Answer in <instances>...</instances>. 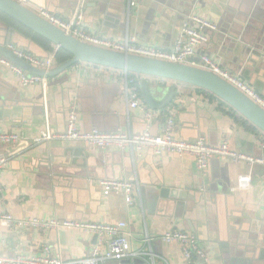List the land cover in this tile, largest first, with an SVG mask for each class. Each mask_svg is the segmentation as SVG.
<instances>
[{
	"label": "crops",
	"instance_id": "obj_1",
	"mask_svg": "<svg viewBox=\"0 0 264 264\" xmlns=\"http://www.w3.org/2000/svg\"><path fill=\"white\" fill-rule=\"evenodd\" d=\"M105 1L85 0L80 6L81 0H26L25 6L63 19L80 12L84 29L93 35L116 41L133 38L142 47L164 51L172 49L188 13L205 18L216 23L217 31L197 54H206L264 98V0H132L131 7L129 0ZM5 22L0 19V44L44 61L50 58L51 68L58 65L56 46ZM145 80L152 92L163 93L170 86L160 79ZM72 110L77 111V127L85 132L156 136L163 126V111H154L147 121L139 108H126L122 71L78 63L56 78L23 86L0 65V133L20 137L16 143L0 144V156L9 159L0 170V214L9 213L15 221L124 222L131 251L141 255L109 264H264L263 166L251 170L246 163L214 157L200 170L194 157L169 151L155 154L144 148L134 153L58 141L33 144L46 126L63 132ZM170 110L176 140L202 138L211 146L227 141L233 152L264 159L263 133L218 98L181 87ZM248 172L251 183L240 184ZM106 179L130 182L131 203L122 191L103 189L99 181ZM174 229L192 235L204 258L194 255L186 261L178 244L162 241ZM145 236L151 239L152 257ZM95 243L94 235L73 228L0 225V249L6 258L40 255L46 247L52 256L76 260L86 257ZM100 248L104 252L106 247Z\"/></svg>",
	"mask_w": 264,
	"mask_h": 264
},
{
	"label": "built area",
	"instance_id": "obj_2",
	"mask_svg": "<svg viewBox=\"0 0 264 264\" xmlns=\"http://www.w3.org/2000/svg\"><path fill=\"white\" fill-rule=\"evenodd\" d=\"M14 1L23 5L26 3V0ZM84 1L85 0H81L80 6L83 5ZM134 5L135 2L129 0V7ZM36 13L50 24L64 31L66 34L85 43L126 54L159 59L210 71L239 89L264 110V98L259 93L243 82L239 77L222 69L206 54H197L198 50H204L209 43V33L207 32L214 33L217 31L216 23L205 18L191 14L184 19L180 25L179 33L172 49L170 51H164L154 47H142L136 44L133 38L126 37L121 41H116L93 35L84 29L82 24L83 17L80 12L76 13L69 19L55 16L45 9H40ZM7 48L18 58L26 61L35 68L49 71L52 67V59L50 58L44 61L27 52L15 49L11 45H8ZM82 64L88 68H94L95 70L103 69L102 67H96L87 63ZM0 65L9 68L14 74H16L23 86L45 82V78L30 75L7 60L0 59ZM137 81V78L130 77L128 74L124 73L126 108H139L144 113L145 120L150 121L154 118L155 112L149 109L146 105L140 103V96L136 87ZM161 116L163 117V126L161 132L156 136L150 135L149 133L131 135L121 132L103 133L96 130L85 132L77 127V115L74 110H72L69 113L66 129L63 132H53L49 129V126H46L40 131L38 136L33 139V144L39 145L51 141H58L82 143L101 150L129 149L130 152L134 153H137L144 148L153 150L155 154H160L162 151H169L180 156L190 155L194 157L196 161L195 164L200 170H204L209 161L214 157H224L233 162L246 163L249 169L255 165L264 167V159H254L248 155L233 152L229 150L227 141H224L217 146H211L202 138L191 142L176 140L173 137L174 112L168 107ZM19 140L20 137L16 134L0 133V144H13ZM8 162L9 159L7 157L0 156V170H2ZM239 183L242 185H249L251 183V172L242 176ZM99 184L106 191H122L125 195L126 202L131 203L133 185L130 182L106 179L99 181ZM1 191L2 186L0 183V192ZM0 225L4 228L21 226L42 230H57L60 227L73 228L89 232L96 238L94 247L84 258L63 260L60 256L50 255V252L46 247L42 250L40 255L6 258L2 256L0 249V264H109L112 262H121L130 257H139L141 255V253L131 251L128 236L125 232L126 223L124 222L102 224L63 221L62 223H59L56 220L41 221L37 219L15 221L11 214L6 213L0 214ZM161 239L168 244H178L182 249L183 258L186 261H190L194 255L204 258V252L198 245L196 239L186 232L174 229L166 233ZM150 240L151 239L148 236H145L143 242L149 248L148 255L152 257L153 253L150 250ZM103 244L106 248L104 252H101L100 247H102Z\"/></svg>",
	"mask_w": 264,
	"mask_h": 264
},
{
	"label": "water",
	"instance_id": "obj_3",
	"mask_svg": "<svg viewBox=\"0 0 264 264\" xmlns=\"http://www.w3.org/2000/svg\"><path fill=\"white\" fill-rule=\"evenodd\" d=\"M0 13L28 29L34 35L55 45L57 49L65 50L71 56L62 64L55 65L49 71H44L18 58L7 48V43L0 44V59L11 62L30 75L45 79L56 78L78 63H87L96 67L122 71L126 74L189 84L213 94L264 134V110L239 89L210 71L159 59L126 54L82 42L50 24L35 11L14 0H0ZM190 15L188 13L184 19ZM0 27L2 26L0 25ZM3 28L11 31L6 26ZM207 33L210 34L211 32ZM139 96L149 109L162 111L175 101L177 87L170 85L163 93L161 91L152 92L145 78H141L139 80ZM74 112L76 114L77 111L74 110ZM173 195L176 196L175 193ZM178 196L180 197L181 194Z\"/></svg>",
	"mask_w": 264,
	"mask_h": 264
},
{
	"label": "trees",
	"instance_id": "obj_4",
	"mask_svg": "<svg viewBox=\"0 0 264 264\" xmlns=\"http://www.w3.org/2000/svg\"><path fill=\"white\" fill-rule=\"evenodd\" d=\"M0 19L3 20V21H6L5 23L7 24H11L13 26H16L18 27L20 30H23L25 31L27 34L29 35H34L31 31H29L28 29L22 27L21 25H19L18 23L12 21L11 19H9L8 17H6L5 15H3L2 13H0ZM53 45V44H52ZM55 46V45H53ZM71 56L69 53H67L65 50H62V49H58V51L55 53V59H56V62L57 64H62L63 62H65L66 60L70 59ZM130 77H135L137 78L138 80L141 79V78H153V77H148V76H139V75H136V74H128ZM156 79V78H155ZM166 83H168L169 85H175L177 88H181V87H190V88H195L197 90H200L202 92H205L207 94H210L211 96H214L213 94L203 90V89H200V88H197V87H194L192 85H189V84H185V83H178V82H175V81H171V80H165V79H160ZM138 94H139V90H138ZM216 97V96H214ZM217 98V97H216ZM220 100V99H219ZM172 105V104H171ZM170 107V106H169ZM234 110V109H233ZM163 112L166 111V109L162 110ZM235 111V110H234ZM237 112V111H235ZM238 113V112H237ZM245 119V118H244ZM254 130H256L257 132H261L259 129H257L255 126H254ZM262 133V132H261ZM264 135V134H263Z\"/></svg>",
	"mask_w": 264,
	"mask_h": 264
}]
</instances>
